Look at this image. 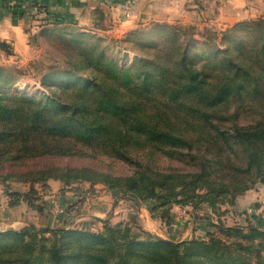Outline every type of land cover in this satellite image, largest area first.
<instances>
[{
    "label": "trees",
    "instance_id": "16d2710c",
    "mask_svg": "<svg viewBox=\"0 0 264 264\" xmlns=\"http://www.w3.org/2000/svg\"><path fill=\"white\" fill-rule=\"evenodd\" d=\"M34 5L41 22L49 21L46 9ZM258 17L223 32L205 29L201 42L193 27L154 24L141 31L156 29L150 44L130 41L145 56L128 68L105 61L95 45L74 49V69L88 70V77L71 72L70 59L53 67L43 84L50 85L44 82L50 76L66 80L62 92L52 91L50 105L0 96V180L30 183L27 191L9 194L10 204L33 207L39 199L33 184L49 180L99 181L135 208L151 202L152 211L232 205L264 183V17ZM219 34L223 49L212 45ZM198 44L203 52L191 54ZM249 114L251 122H241ZM35 159L34 168L25 164ZM117 166L125 171L114 172ZM57 231L41 230L53 240L28 230L0 232V264H198L199 257L201 264H264L233 258L213 236L176 243L140 241L128 228ZM243 237L260 239L263 247L264 232L251 228Z\"/></svg>",
    "mask_w": 264,
    "mask_h": 264
},
{
    "label": "rangeland",
    "instance_id": "374dc122",
    "mask_svg": "<svg viewBox=\"0 0 264 264\" xmlns=\"http://www.w3.org/2000/svg\"><path fill=\"white\" fill-rule=\"evenodd\" d=\"M95 1H98L100 5H103L104 8H108L110 11L109 19L106 22L107 24L104 26H91L89 24L79 25L59 21L41 22V18H43L44 15L37 13L34 8L33 10L35 12L32 15L36 16L34 19H36L35 21L38 22V25H36L33 32L28 30L31 33L30 55L22 59H8L4 56H0V69H3V71H0V96L5 94H17L20 96L32 97L36 101H40L45 105H50L47 103V100L50 98L52 91L57 93L62 92L63 85L65 84L64 81L66 80L56 79L54 76L46 77L44 82L50 80V85L45 86L42 79L54 70L53 67L65 66L70 59L74 63L70 66L71 69L69 70L85 78L88 77V70L82 69L81 71L76 72L74 69L79 67L77 65L76 58L74 57V49L77 52L79 49L95 45L96 52L103 51L105 61H109L111 59L115 62L117 67L125 66L128 68L138 63V61L145 56L143 54V50L140 49L137 44H150L154 38L159 36L156 29L150 34H146L147 32H141L149 29L151 30L154 24H168L180 28L193 27L195 29V31L192 32L193 38L199 40V42H201V36L203 35L205 29L217 31L218 33L233 27L230 24L224 25L214 21H201V15L198 16L194 13H191L186 17L181 16L179 19L170 22L161 19H145V17L137 19L134 14L136 13L139 2H136L135 0ZM149 1L150 0H147L142 3V12H145L148 8L150 9ZM153 1L154 10L159 13L162 12L165 5L164 0ZM168 1L170 3L172 1L174 3L177 2V7H182L183 4L180 0ZM12 14L13 13H11V15ZM133 30L140 31H137L138 33L134 34ZM220 38L221 34L217 36L212 45L222 47L223 49L224 45ZM131 40H134L137 44L133 45L130 43ZM199 45L200 44L192 48L191 54L197 55L203 52ZM206 53L207 55L209 53L208 56L206 55L207 57H210L213 54L210 53L209 50L206 51ZM204 58L205 56L202 57L201 60ZM63 68L64 67L61 69ZM243 117L244 118L241 119V122H251L249 120L254 118V116L250 114ZM35 160L36 161L32 163L29 161L30 164H25L27 166H37L38 159ZM61 162L65 164L73 163L69 159H63ZM32 166L31 168H34ZM124 169L125 168L122 166H117L114 168V172L121 173L125 171ZM49 181L60 183V192L70 193L71 196H73V200H75L70 206H67L65 210H60V214L63 213L62 215H66L67 212L69 213V207L72 208V211L81 208L83 210L84 204L86 207L91 200L96 201L101 195H107L112 198L113 205L123 201L128 207H131L132 211H130L129 214L132 215L133 218L127 219L129 220L127 222L123 221L118 223V220L121 221L125 219H122V217L121 219H118L119 217H116L117 215L114 213L112 219L109 216V218L98 223L91 220L93 223L91 227H72L71 225L42 227L41 225L29 224L28 226L12 230L17 232L22 230H28L30 233L37 232L39 238H50L53 240L54 238L51 236L52 232H41V230L44 228H50L57 234H59L57 229L101 233L108 227L114 229L116 233H122L124 232V228H128L130 234L135 235L137 240L150 242L157 241L158 237L155 235H149L148 232L142 229L139 222L136 220V210L139 209V207L135 208L133 202L130 200H126L123 197H116L108 185L99 181H83L80 179H68L65 183L58 180ZM45 184L37 182L33 184L35 188H37V196L39 199L40 194L47 189V185ZM29 186L30 183H18L9 179L0 180V200H3V202L6 203V200L7 202L10 200L9 194L27 191ZM119 194H121V192ZM236 197L234 198V204L232 205L228 204L226 200L214 206H209L206 202L201 203L196 207H193L192 205H183V207L181 205H172L168 208L176 206L185 209L191 217H188L190 222L194 221V226H196L199 221L201 222L202 219H204L207 223L209 222V231L207 232L204 240L208 241L211 236L215 237L218 239L220 246L228 247L227 253L233 256V258L247 261L251 260L252 263L255 262L256 258H260V260L264 262V241L263 247L259 248V244L262 242L260 239H255L251 242L243 237L248 236L251 228L264 232V183H260L258 181L252 186V188L245 191L244 194L238 196L237 198ZM39 199L34 201L33 205L35 207L39 206ZM38 209V211H42L43 208L41 209V207H38ZM57 213L53 212L52 214L57 215ZM120 223H124L127 226H120ZM0 231L8 230L1 229ZM191 239L194 238L184 240L190 241ZM174 242H181V240H176ZM142 252H145V249H143ZM193 254L199 256L201 255V251H192V255ZM197 260L198 264H201V257Z\"/></svg>",
    "mask_w": 264,
    "mask_h": 264
},
{
    "label": "crops",
    "instance_id": "0c3cea01",
    "mask_svg": "<svg viewBox=\"0 0 264 264\" xmlns=\"http://www.w3.org/2000/svg\"><path fill=\"white\" fill-rule=\"evenodd\" d=\"M138 8L134 14L135 18L141 19H161L174 21L179 17H186L191 13L201 15V21H214L224 25H233L237 22L252 19L264 15V0H180L182 7H177V2L164 0L162 12L154 10V1H149V7L142 12V3L147 0H135ZM22 6H16L14 11L18 16L14 17L5 12L3 3L0 0V56L8 59H22L30 55L31 51V32L34 31L38 22L31 20V16L37 7L43 6L46 9L45 16L49 22L59 21L71 24H89L94 26H104L109 19L110 11L104 8L95 0H18ZM16 4V5H17ZM175 4V5H174ZM154 10V11H153ZM24 14V15H23ZM27 14V15H26ZM26 15V16H25ZM4 45L9 54L2 48ZM21 57V58H20ZM47 189L40 194L38 207H29L27 203L20 201L15 205L0 200V230H12L19 227H25L29 224L41 225L42 227H59L62 225H71L72 227H91L95 223L102 222L109 216L119 217V222L129 221L133 216L129 214L132 211L123 201L113 205L112 198L107 195H101L96 201L91 200L84 206V209L73 210L69 207V213L60 214L70 206L75 200L70 193H61V184L55 181H49ZM152 203L147 202L136 210V220L143 230L149 235H155L159 239L168 241L184 240L194 238L204 240L209 231V222L204 219L194 226L189 220V214L181 207L173 206L165 210H151ZM72 211V212H71ZM53 212H59L53 215ZM132 213V212H131ZM138 216V217H137ZM191 218V217H190ZM204 220V221H203ZM14 231V230H13ZM5 232V231H0Z\"/></svg>",
    "mask_w": 264,
    "mask_h": 264
},
{
    "label": "built area",
    "instance_id": "2783aa9c",
    "mask_svg": "<svg viewBox=\"0 0 264 264\" xmlns=\"http://www.w3.org/2000/svg\"><path fill=\"white\" fill-rule=\"evenodd\" d=\"M1 2L3 3V8H4L5 12H7L9 15H11V13L16 12V11H14V8L16 6H18V7L22 6L20 4H17V3H19L18 0H1Z\"/></svg>",
    "mask_w": 264,
    "mask_h": 264
}]
</instances>
